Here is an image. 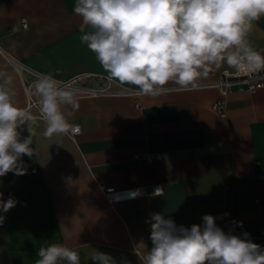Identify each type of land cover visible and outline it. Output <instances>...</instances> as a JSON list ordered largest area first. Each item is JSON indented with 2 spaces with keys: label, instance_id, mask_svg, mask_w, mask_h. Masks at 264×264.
Instances as JSON below:
<instances>
[{
  "label": "crops",
  "instance_id": "obj_1",
  "mask_svg": "<svg viewBox=\"0 0 264 264\" xmlns=\"http://www.w3.org/2000/svg\"><path fill=\"white\" fill-rule=\"evenodd\" d=\"M75 2L0 0V79L11 78L16 107L26 106L25 74L16 63L108 91L77 96V109L61 106L68 123L80 128L74 136L46 139L43 118L34 117L36 155L22 157L27 173L0 177L2 199L17 201L0 212V264H35L44 241L77 251L81 264H93L97 250L115 264H141L153 246L146 222L153 213L187 228L212 215L226 233L244 238L247 232L264 248V88L222 96L213 83L234 71L224 64L212 66L195 88L169 83L161 95H136L134 85L109 80L81 42ZM247 40L264 56V16ZM216 101L223 115L212 108ZM18 131L21 140L29 136L26 125ZM147 154L161 160L147 163ZM109 188L144 194L109 202Z\"/></svg>",
  "mask_w": 264,
  "mask_h": 264
},
{
  "label": "clouds",
  "instance_id": "obj_2",
  "mask_svg": "<svg viewBox=\"0 0 264 264\" xmlns=\"http://www.w3.org/2000/svg\"><path fill=\"white\" fill-rule=\"evenodd\" d=\"M73 11L82 18L81 42L95 54L108 79L134 85L136 95H161L169 83L177 90L195 88L212 66L226 64L246 75L264 69V56L247 40L253 22L264 16V0H76ZM11 83L10 77L0 79V177L9 172L25 175L22 157L36 155L31 147L36 120L15 106ZM34 90L46 139L80 131L61 111L62 105L79 107L76 90L48 74L35 80ZM24 125L29 136L21 140L18 129ZM2 197L0 192V212L7 213L17 201L11 195L7 201ZM4 221L0 215V225ZM202 221L187 228L160 213L151 214L146 222L153 246L141 264H264V248L248 239L247 232L244 238L226 233L212 215ZM37 255L35 264H81L77 251L58 243L44 241ZM91 261L115 264L98 250Z\"/></svg>",
  "mask_w": 264,
  "mask_h": 264
},
{
  "label": "built area",
  "instance_id": "obj_3",
  "mask_svg": "<svg viewBox=\"0 0 264 264\" xmlns=\"http://www.w3.org/2000/svg\"><path fill=\"white\" fill-rule=\"evenodd\" d=\"M22 28H26L25 23H23ZM17 68L23 71L24 76L22 77L23 90L26 97V106L25 111L30 112L33 117L43 118L39 112L38 106V97L35 95L34 82L39 78L41 74H38L31 69L23 67V65L15 64ZM93 77V76H91ZM94 78V77H93ZM58 81V80H57ZM60 82V84L66 88L74 89L77 92V96L82 95H94L99 93H107L108 91L96 89L85 85L81 79H73L67 82ZM213 86L217 88L222 96H225L233 91H247L249 93H254L257 90L264 88V69H261L257 73L251 75H246L238 73L236 70L233 72H221L218 80L213 83ZM212 108L220 115H223V103L222 101H216L213 103ZM75 126V125H74ZM80 132V131H79ZM79 132L69 131L65 133L69 136H74ZM147 163H153L155 161H160L161 157L158 154H147L143 157ZM139 192L135 197L131 196L132 192ZM154 192H160L158 188H155ZM106 198L109 202H116L120 200H129L136 198L144 194V191L140 189H125V190H115L109 188L105 190ZM222 216H228L227 213H224Z\"/></svg>",
  "mask_w": 264,
  "mask_h": 264
}]
</instances>
